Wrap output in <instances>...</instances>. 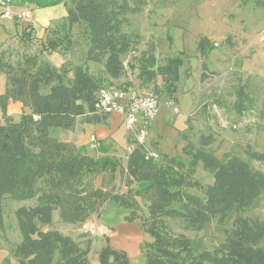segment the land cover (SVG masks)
<instances>
[{
	"label": "trees",
	"instance_id": "trees-1",
	"mask_svg": "<svg viewBox=\"0 0 264 264\" xmlns=\"http://www.w3.org/2000/svg\"><path fill=\"white\" fill-rule=\"evenodd\" d=\"M59 5L66 8L67 16L50 30L46 51H69L76 43L72 36L79 32L87 48L83 65L72 71L27 53V49L20 54L0 48V76L7 78L6 92L0 96V228L8 199L37 201L35 207L16 212L21 234L14 250L17 264H91L93 242L83 244L52 228L54 213L59 212L65 224H84L101 215L108 204L128 210L127 221H139L143 234L152 239L141 245L144 264H264V221L247 216L264 195V172L249 161L264 164V150L249 148L245 158L232 155L219 159L211 149L215 142L212 136H200L197 144L184 136L187 145L183 154L189 164L162 154L158 159L150 158L148 149L136 145L124 166L117 157L81 154L75 144L52 134L53 129L74 130L79 118L89 125H108L110 117L95 112L98 94L129 70H136L134 61L125 59L138 53L139 38L123 32V27L129 24V16L142 12L146 2L0 0L1 9ZM255 6L264 10V0H255ZM30 36L23 37L25 46ZM198 49L206 56L210 41L203 39ZM89 64L103 66L102 74L91 73ZM138 65L142 84L161 78L167 94L176 102L182 58L158 66L152 46L139 57ZM212 74L204 70L202 78ZM248 89L245 85L235 93L233 108L239 114L252 110ZM155 90L158 96V87ZM10 102L22 105L20 122L8 115ZM260 118L264 120V95ZM128 143L135 145L130 136ZM200 164L213 176L208 186L196 179ZM118 176L121 188L117 186ZM187 189L200 191L202 197ZM143 204L147 217L141 215ZM233 212L237 213L233 227L225 230V242L214 251L196 252L190 239L175 234L170 224L175 221L184 230L200 232L214 221L224 225ZM98 261L132 264L127 253L111 246L107 237Z\"/></svg>",
	"mask_w": 264,
	"mask_h": 264
},
{
	"label": "rangeland",
	"instance_id": "rangeland-1",
	"mask_svg": "<svg viewBox=\"0 0 264 264\" xmlns=\"http://www.w3.org/2000/svg\"><path fill=\"white\" fill-rule=\"evenodd\" d=\"M143 1L146 6L142 12L129 16V24L123 27V32L139 38L138 53L125 59L126 62L134 61L136 70H129L124 78L113 81L111 86L131 87L139 91L147 89L153 93L156 92L155 87H158L160 111L150 123L148 151L157 153L158 157L161 154L167 155L189 164L190 160L183 154L187 145L184 136L197 144L202 135L214 138L211 149L219 159L232 155L245 158V151L249 148L263 151L264 120L260 118V113L264 95V10L256 8L255 0ZM13 10L29 11L32 18L27 21L3 20L1 16L5 9L0 8V48L19 51L20 54L27 49V53L38 54L40 59L50 61L54 66H65L72 71L85 63L87 48L84 37L79 32L72 36L73 43H76L69 51H46L50 30L66 17L63 5L46 9L27 7ZM27 34L31 35V39L26 40L28 42L25 46L23 37ZM203 39H208L211 43L206 56L198 49ZM152 46L158 66H164L169 59L178 57L184 61L173 107L169 105L172 97L167 94L161 78L151 84H142L139 79V57ZM88 67L91 73L102 74L103 66L89 64ZM204 70L209 74L213 73V76L203 79ZM71 76L73 72L70 73ZM6 85L7 78L1 75L0 96L5 94ZM245 85H248L250 101H253L250 104L252 110L239 114L233 108L237 99L235 93ZM9 112L15 122H20V103L12 102ZM110 121L111 119L108 125H93L90 128V134L96 136L101 150L87 151L97 157L106 150L119 156L117 158L124 164L130 147L128 134L122 120H118L112 127ZM56 133L57 130L53 129L52 134L56 136ZM106 134L110 136L107 139ZM249 162L264 172V164ZM196 179L204 186L213 183V176L203 170L202 164ZM117 180V186L121 188L123 185L119 176ZM187 192L202 197L200 191L187 189ZM36 204V200L17 202L8 199L5 202L4 225L0 228V264L18 263L14 250L21 242V234L16 212L23 207H35ZM129 215L128 210L108 204L101 215H95L94 221L92 218L87 227L85 223L65 224L61 222L59 212H55L52 228L83 244L91 240L93 244L90 260L93 264L95 260L98 262V252L105 244V235L111 239V246L120 247L123 240L143 234L139 221H127ZM141 215L147 217L145 204L142 205ZM247 216L264 221V195ZM236 217L237 213L233 212L224 225H218L214 221L200 232L184 230L175 221L170 224L175 234H183L190 239L191 247L196 252L214 251L225 242V230L233 227ZM149 239L152 241L150 237ZM135 264L139 262L135 261Z\"/></svg>",
	"mask_w": 264,
	"mask_h": 264
},
{
	"label": "built area",
	"instance_id": "built-area-1",
	"mask_svg": "<svg viewBox=\"0 0 264 264\" xmlns=\"http://www.w3.org/2000/svg\"><path fill=\"white\" fill-rule=\"evenodd\" d=\"M2 19L5 20H30L31 13L26 10L15 12L8 8L2 14ZM160 99L153 92L147 89L142 91L135 90L131 87H111L104 88L98 94L95 104V112L98 115L112 117L114 115H122L124 118V127L128 136L132 137L135 145L129 144L128 154L132 152L136 145L145 147L150 134V123L154 121L160 111ZM173 107L174 101L169 102ZM178 110H176V113ZM34 120H38L33 116ZM128 141V139H127ZM91 149L97 151L99 149V141L96 136L90 138ZM147 155L150 158L158 159V154L147 150Z\"/></svg>",
	"mask_w": 264,
	"mask_h": 264
},
{
	"label": "crops",
	"instance_id": "crops-1",
	"mask_svg": "<svg viewBox=\"0 0 264 264\" xmlns=\"http://www.w3.org/2000/svg\"><path fill=\"white\" fill-rule=\"evenodd\" d=\"M20 11V10H19ZM67 16V14H66ZM5 20V19H3ZM58 68H61V65H56ZM73 76H71L70 78H72ZM12 102H10L9 106H8V115L11 117V113L9 112V107L11 105ZM1 116V113H0ZM12 118V117H11ZM113 118V119H112ZM111 121H110V126L112 127L113 124H115L118 120H122V124H124V118L122 115H114L112 117H110ZM14 120V119H13ZM90 128H93V125H89L84 123L82 118H79L77 120L75 129L72 131H63V130H57L56 136L57 138L61 139L64 142H69V143H73L77 146L79 152L81 154L84 155H89L92 156L91 153H89L87 150H92L91 149V143H90V138L91 136H93L92 134H90ZM104 132V131H103ZM110 136H108L106 134V139L109 138ZM128 139V138H127ZM100 143V142H99ZM100 145H99V149ZM104 156H109V157H119V156H115L110 154L109 152H106V150H103V152H101L100 155L97 156V158L99 157H104ZM126 165V163H124V166ZM117 185H118V180H117ZM94 217V216H93ZM91 217L85 224L86 226H90L88 223L92 222V218ZM94 221V218H93ZM92 225V224H91ZM92 227V226H91ZM142 231V230H141ZM143 233V232H142ZM70 236V235H69ZM103 237V235H101ZM107 237V235H105ZM111 242V239H109ZM140 240V242H138ZM151 242L149 237H147L145 234H140L137 237L134 238H128L123 240V244L120 245V247H114L118 250H122L124 252L127 253V255L129 256L132 264H135V261L139 262V264H144L145 259L144 256L141 252V245L143 244V242ZM103 244V243H102ZM119 245V244H118ZM93 264H99V261L97 262L96 260L93 262Z\"/></svg>",
	"mask_w": 264,
	"mask_h": 264
}]
</instances>
